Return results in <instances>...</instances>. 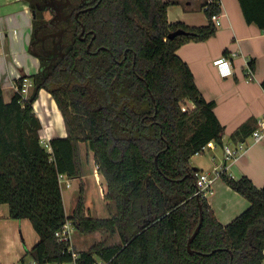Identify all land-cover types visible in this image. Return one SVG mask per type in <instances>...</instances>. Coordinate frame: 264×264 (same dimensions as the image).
Listing matches in <instances>:
<instances>
[{
  "label": "trees",
  "instance_id": "16d2710c",
  "mask_svg": "<svg viewBox=\"0 0 264 264\" xmlns=\"http://www.w3.org/2000/svg\"><path fill=\"white\" fill-rule=\"evenodd\" d=\"M25 1L34 9V0ZM239 3L246 22L264 32V0ZM169 6L163 0H102L82 19L96 35L89 50L92 34L70 47L69 59L46 81L39 73L31 77L34 88L26 101L15 93L7 103L0 84V206L8 205L11 219L29 220L38 235L25 256L41 264H264V187L222 173L250 203L222 225L207 199L196 196L190 166L209 143L222 144L225 129L177 51L212 38V16L221 9L212 4L208 26L188 28L169 23ZM178 30L186 34L169 39ZM42 90L67 131L48 146L34 110ZM187 100L194 109L183 111ZM248 128L238 134L248 137ZM82 144L107 183L105 198L116 206L111 218L87 215L83 190L66 214L60 178L83 177ZM67 222L83 234H117L120 243L70 250L55 236Z\"/></svg>",
  "mask_w": 264,
  "mask_h": 264
},
{
  "label": "crops",
  "instance_id": "0c3cea01",
  "mask_svg": "<svg viewBox=\"0 0 264 264\" xmlns=\"http://www.w3.org/2000/svg\"><path fill=\"white\" fill-rule=\"evenodd\" d=\"M163 1L170 3L167 10L170 24H182L188 28L208 26L210 19L204 9L207 0ZM219 7L221 9L219 24L216 25L212 21L217 27L216 34L206 41L184 44L178 49L177 55L192 71L196 86L203 98L207 102L214 103L215 114L225 129L222 144L209 143L211 144L210 153L205 154L207 149L204 148L200 154L190 159V166L192 169H197L198 173H206L214 179L215 191L212 189L213 193L209 194L206 199L217 220L222 225H228L246 211L250 207V203L245 197L232 190L221 179V176L216 177L218 172L219 174L225 173L235 180L247 177L257 188L264 187V138L256 141L253 136V133L259 128L260 119L264 117V88L262 87L264 81V32L256 24L246 22L239 0H221ZM34 18L33 11L27 1L0 0V84L7 103L15 94L14 85L18 79L28 77L32 80L31 77L38 74L40 69L39 59L31 52ZM222 58H227L231 62L232 74L229 76L222 75V72L228 69L223 68L222 71L215 64L218 59ZM249 67L253 75V79L250 81L248 80ZM33 88L34 86L31 88V94ZM42 92L48 94L42 90L40 98ZM53 103L62 118L54 100ZM34 110L38 117L35 105ZM62 121L64 131L60 132L59 137H66L67 131L63 118ZM243 126L249 127L248 133L253 131L246 138L243 137V134H238ZM43 131L46 132L44 124H42L41 133ZM53 138L56 137L51 136L47 144ZM43 141L44 139H42ZM241 143L245 145L242 155L234 161H227L224 147H235ZM83 145L85 144L81 145V155L84 175L80 179L70 181L78 183L79 196L83 190L85 201H87L88 176L93 175L96 186L99 188L101 201H105L110 207V202L102 193L105 184L103 186L102 180H99L100 174L98 175V173L100 172L94 170L90 175L86 174V166L92 152L87 150L86 156L83 157ZM67 188H71V185ZM79 196L75 198V201ZM63 201H65L64 196ZM0 210L3 212L2 218L7 219V222L10 220L11 228H14L15 231L20 228V222L29 221L27 219H11L8 205H1ZM85 210L87 215H92L86 208ZM65 211L69 216L68 211L66 209ZM29 222L24 226L27 228L32 226ZM86 235L93 236L94 242L83 248L86 249L84 251L95 244L105 242L106 239L113 241L107 246H115L120 243L117 234L110 235L106 231ZM102 236H106L104 240H102ZM82 238L84 239L80 243L85 245V237L82 236ZM71 244L73 250L83 251L78 250L75 240L72 239ZM34 245L31 244L30 248L32 249ZM0 248L3 251L0 264H20L22 256H25L27 252L25 245L19 243V232H15L14 235L5 233L1 224ZM98 264L103 263L99 261Z\"/></svg>",
  "mask_w": 264,
  "mask_h": 264
},
{
  "label": "flooded vegetation",
  "instance_id": "af4514ba",
  "mask_svg": "<svg viewBox=\"0 0 264 264\" xmlns=\"http://www.w3.org/2000/svg\"><path fill=\"white\" fill-rule=\"evenodd\" d=\"M102 0H35L32 9L34 25L31 52L40 61L39 74L46 81L63 61L69 59L70 47L77 40L85 42L92 34L82 20L88 12L97 9ZM49 16V17H48Z\"/></svg>",
  "mask_w": 264,
  "mask_h": 264
},
{
  "label": "rangeland",
  "instance_id": "374dc122",
  "mask_svg": "<svg viewBox=\"0 0 264 264\" xmlns=\"http://www.w3.org/2000/svg\"><path fill=\"white\" fill-rule=\"evenodd\" d=\"M182 106H183V111H186L188 109L189 110L194 109V105L191 103V101H188V100L183 102ZM35 109H36L38 118L40 119L41 123L44 124L46 127V132L43 131V133H41V138L44 139L43 143L44 144L47 143L48 139H50L51 136L59 137L60 132L64 131L63 121L59 115V112H57L56 108L54 107V103H53V99L51 95L45 94L42 92L40 100L37 101V103L35 104ZM210 145L211 144H208L205 147L207 149V152L205 154L207 155L210 153L209 152ZM86 152H87V147L83 145L82 146L83 157L86 156L87 154ZM88 160H89V163L86 166V171H87L86 174L90 175L91 173L94 172V170L97 171L98 167L95 162L93 153H91ZM99 174L100 173H98V175ZM98 177H99V180L100 179L102 180L103 186L105 184V189L102 192L103 196L105 197L107 193V183L101 174ZM68 183L71 185V188L69 189L67 188V187H70ZM212 188L215 191V187L213 186ZM61 189H62V193L65 199L64 201L65 209L68 211V214L71 215V211L74 208L75 204L77 203V201H75V198L79 196V185L77 182H71L69 179H64L61 184ZM86 197L88 199L87 201H85V208L92 213L93 217L104 219V218H111L113 215H115L116 206L113 203H110L111 206L109 207V205H107L105 201H101L100 194H99V188L96 186L93 175L88 176V190L86 192ZM2 217H3V212L2 210H0V218H1L0 224L2 225L4 232L5 233L7 232L8 234H13V235L15 234V232H19V243H21L23 246L25 245L26 251L31 249L30 248L31 244L36 245L38 243L39 237L34 231L33 227L29 226L27 228L24 226V225H27L26 223H28L29 221L20 222L19 224L20 228L16 229L15 231L14 228H11L12 226L9 223L10 220L7 222V219H3ZM28 225H31V224H28ZM82 236L85 237V240H84L86 242L85 245L80 243V241L84 239L82 238ZM105 237L106 236H102V240H104ZM73 240H75V243L78 246V250L81 249L83 251L86 250L83 248L88 247L91 244V242H94L93 236H87L86 234L83 235V233L76 231L75 229H74V234H73ZM109 243H113V241L112 240L109 241V239L108 240L106 239L105 244L107 245ZM71 247H72V244H71ZM2 255H3V251H2V248H0V258L2 257ZM23 257L24 256H22V258ZM32 261L33 259L29 255L25 256V262L29 263Z\"/></svg>",
  "mask_w": 264,
  "mask_h": 264
},
{
  "label": "built area",
  "instance_id": "2783aa9c",
  "mask_svg": "<svg viewBox=\"0 0 264 264\" xmlns=\"http://www.w3.org/2000/svg\"><path fill=\"white\" fill-rule=\"evenodd\" d=\"M214 3H217V5L220 6L221 0H207L206 5L204 7L205 11H209L211 5ZM219 18H220V14H215L212 16V21H214L216 23V25H218L219 24ZM215 64L217 65V67L219 69H222V71H223V68L228 69L227 71L222 72L223 76H229L232 74L231 62L229 59H227V58L218 59L215 62ZM252 79H253V75H252V71L249 67V69H248V80L250 81ZM20 80H21V77L18 79V81L14 85L15 93H18L22 96V101H26V100H28V98L31 95V88L33 86V81L30 78L25 77V78H23L22 84H20L19 83ZM253 136H254V139L256 141H260L264 138V117H262L260 119L259 128L253 133ZM46 144L47 143H45V145ZM46 146H48V144ZM204 148H203V150H204ZM244 149H245V145L243 143H241L235 147L225 146L224 151H225L226 160L227 161L236 160L240 155H242V152L244 151ZM200 153H197V155ZM221 174H219V172H218V175H216V177L221 176ZM195 176H196V188H197L196 196H202V197L206 198L209 194H212L213 193L212 187H213L214 179L210 178V176L206 173L196 172ZM60 180H61V184H62L63 177H61ZM73 234H74V227L71 224V222H67L61 230L56 232L55 236H56L59 243L71 245L72 239H73ZM70 250H72V247L70 248ZM76 258L77 257L74 255V259H76ZM25 264H41V263H38L35 260H33L32 262H29V263L25 262ZM46 264H51V263H46Z\"/></svg>",
  "mask_w": 264,
  "mask_h": 264
},
{
  "label": "water",
  "instance_id": "95a60500",
  "mask_svg": "<svg viewBox=\"0 0 264 264\" xmlns=\"http://www.w3.org/2000/svg\"><path fill=\"white\" fill-rule=\"evenodd\" d=\"M33 17H35V12H33ZM183 34H186V32L183 31V30H178V31H176V32H174V33H171L168 37H169V39H174L175 37H177V36H179V35H183ZM193 170H194V172H197V169H193ZM202 221H203V216H201L200 224L198 225V227H197L195 233L193 234V236H192V237L190 238V240H189V243H188V249H189L190 251H191V248H190L191 243H192V241L194 240V238L197 236V234L199 233L200 228H201V225H202Z\"/></svg>",
  "mask_w": 264,
  "mask_h": 264
}]
</instances>
